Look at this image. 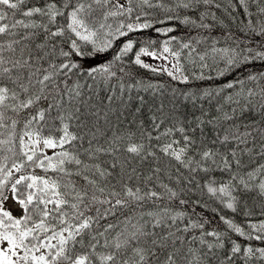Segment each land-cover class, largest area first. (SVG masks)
<instances>
[{
	"label": "snow or ice",
	"instance_id": "snow-or-ice-1",
	"mask_svg": "<svg viewBox=\"0 0 264 264\" xmlns=\"http://www.w3.org/2000/svg\"><path fill=\"white\" fill-rule=\"evenodd\" d=\"M256 62L264 0H0V264H264Z\"/></svg>",
	"mask_w": 264,
	"mask_h": 264
},
{
	"label": "trees",
	"instance_id": "trees-1",
	"mask_svg": "<svg viewBox=\"0 0 264 264\" xmlns=\"http://www.w3.org/2000/svg\"><path fill=\"white\" fill-rule=\"evenodd\" d=\"M235 11V10H234ZM236 24L237 22L235 20H233L231 22V24L229 25V28L232 30V31H235L236 30ZM157 27H163L164 25H156ZM193 35L195 34L194 30H193ZM148 36H152L154 38H158L160 39L161 41L165 38L163 35H160V34H157L155 33L154 31H151L149 30V32L147 33ZM172 35H176V36H179V37H186L188 35V33L183 30V28H179L175 33H172ZM213 36L217 39H220V43L217 45L218 47H225V46H228V44H226L224 42L223 39H221L220 37V33L219 31H216L213 33ZM230 43V42H229ZM204 47H207V45H205ZM209 63H211V61H209ZM219 67H223L222 64L218 65ZM189 71H197L196 69L194 68H189L188 69ZM136 73H138V76L137 78L138 79H144V80H151L152 82L156 83H163L165 84L166 86L168 85H171L173 87H183V85H179L177 82H174L171 80L170 77H168L166 74L164 73H152L148 70H145V69H142V68H137L134 70ZM260 71H264V64H261L260 62H256L254 65H251L249 66L247 69H244L240 72H235L233 74H229L227 77H221V78H217L214 82V86L215 85H220V84H223L225 83L227 80H232L234 79L235 77H242L243 75H246L248 72H260ZM199 74V73H197ZM205 76H208V75H215V71L214 69L209 71V70H205L204 72ZM209 82L208 81H196L194 82V86H199V87H206L207 84ZM49 155L52 154V151H47ZM37 174H43L42 170H39L37 169ZM10 209V208H9ZM13 212V211H12ZM14 215H18L16 213L13 212ZM227 215H230V213H226ZM235 219L238 221V222H242L243 221V217L242 216H236ZM252 222L255 223L257 222V217H252ZM242 239V238H241ZM251 243L255 246H262L261 245V242L260 241H251Z\"/></svg>",
	"mask_w": 264,
	"mask_h": 264
},
{
	"label": "rangeland",
	"instance_id": "rangeland-1",
	"mask_svg": "<svg viewBox=\"0 0 264 264\" xmlns=\"http://www.w3.org/2000/svg\"><path fill=\"white\" fill-rule=\"evenodd\" d=\"M147 62H149L150 64H154V65H162V64H165L166 63L163 60L156 61V60H152V59H148Z\"/></svg>",
	"mask_w": 264,
	"mask_h": 264
}]
</instances>
